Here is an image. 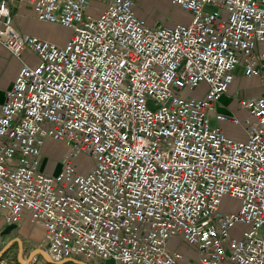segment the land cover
<instances>
[{
  "label": "built area",
  "instance_id": "built-area-1",
  "mask_svg": "<svg viewBox=\"0 0 264 264\" xmlns=\"http://www.w3.org/2000/svg\"><path fill=\"white\" fill-rule=\"evenodd\" d=\"M104 2L94 17L89 0H0V43L38 58L1 107L0 216H30L54 263L264 264V0H173L192 14L173 27H149L137 0ZM12 3L72 35L21 34ZM238 67L262 89L240 101L243 122L219 106ZM49 138L68 147L56 173L42 170ZM227 196L237 212L219 211Z\"/></svg>",
  "mask_w": 264,
  "mask_h": 264
},
{
  "label": "rangeland",
  "instance_id": "rangeland-1",
  "mask_svg": "<svg viewBox=\"0 0 264 264\" xmlns=\"http://www.w3.org/2000/svg\"><path fill=\"white\" fill-rule=\"evenodd\" d=\"M90 11L89 14L98 17L100 12L106 8L104 0H89ZM139 9L141 16L146 21L149 27L157 25L173 27L178 24H188L192 20V14L174 5L173 0H139ZM72 29L67 27H56L49 31V37L53 42L61 44L72 35ZM30 64H37L38 58L33 53L28 58ZM259 77H246L242 72L234 75L233 83L230 85L228 93V101L225 106L229 112H233L241 122L250 117L248 111L242 109L240 101L242 98L253 97L259 95L261 92ZM199 90H186L184 96H196ZM238 93L240 95H238ZM230 114V113H229ZM223 128L226 134L237 140H245L246 134L243 124L234 125L232 123H223ZM68 153L67 145L54 138L47 139L42 151V170L50 173L59 172L62 168V160ZM74 165L78 167L80 173L88 171L92 167V160L84 154L78 155L73 160ZM240 208V201L234 197H224L219 205V211L223 214L230 212H237ZM247 228L244 225L237 224L232 230L231 234L240 237ZM17 231H14L10 236H15ZM63 264H77L75 262H65ZM93 264H114L112 261L103 262L95 260Z\"/></svg>",
  "mask_w": 264,
  "mask_h": 264
},
{
  "label": "crops",
  "instance_id": "crops-1",
  "mask_svg": "<svg viewBox=\"0 0 264 264\" xmlns=\"http://www.w3.org/2000/svg\"><path fill=\"white\" fill-rule=\"evenodd\" d=\"M138 1L139 0H137L136 4V13L139 18L143 19L141 16V10L139 9ZM11 12V23L21 34L35 36L42 40L57 44L49 37V31L53 28L64 26L38 19L34 9L26 5L17 6L16 4L12 3ZM69 38L57 45H65ZM257 52H264V43L258 45ZM31 54L32 52L25 51L20 56H16L8 48L0 43V113L7 92L11 89L21 67L24 64L32 65L28 60ZM239 72L243 73L241 67H238L235 70L234 75ZM229 92L230 90L228 89L227 93L221 98L219 102L220 110L227 114L230 113L231 115L236 116L233 112H229L226 106L225 109L223 108L226 101H228L230 97H228ZM238 95L240 94L238 93ZM14 231H17V234L15 236H10V234ZM42 236L43 229L37 226L27 214H25L20 225L9 223L4 217L0 216V261H16L19 264H63L62 262L65 263L67 260H71L66 259L60 263H54L47 260V258H45L42 254H39V250H43L40 246ZM35 258L36 261H34ZM72 259L87 264H93L94 262L85 261L79 258Z\"/></svg>",
  "mask_w": 264,
  "mask_h": 264
},
{
  "label": "water",
  "instance_id": "water-1",
  "mask_svg": "<svg viewBox=\"0 0 264 264\" xmlns=\"http://www.w3.org/2000/svg\"><path fill=\"white\" fill-rule=\"evenodd\" d=\"M38 253H39V254H42L45 258H47V260H49V261L52 262V260L49 258V256H48L47 253L45 252V250H39ZM67 261H74V262H76V263H78V264H87V263L79 262V261L74 260V259L67 260ZM67 261H66V262H67ZM62 263H64V262H62Z\"/></svg>",
  "mask_w": 264,
  "mask_h": 264
}]
</instances>
